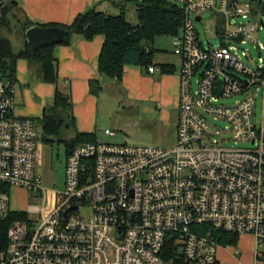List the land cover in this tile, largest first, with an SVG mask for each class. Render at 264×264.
<instances>
[{
	"label": "built area",
	"instance_id": "1",
	"mask_svg": "<svg viewBox=\"0 0 264 264\" xmlns=\"http://www.w3.org/2000/svg\"><path fill=\"white\" fill-rule=\"evenodd\" d=\"M174 3L184 13L171 37L181 59L175 143L78 144L65 155L60 190L47 192L41 182L36 122L15 113V82L0 67V264H171L170 249L173 259L215 264L216 230L251 234L263 261L264 42L255 34L264 30V0ZM205 10L217 14L223 39L207 47L194 26ZM247 41L257 49L253 66L240 47ZM206 115L227 124L212 128ZM230 139L253 146H227ZM14 186L39 193L46 205L12 207Z\"/></svg>",
	"mask_w": 264,
	"mask_h": 264
},
{
	"label": "trees",
	"instance_id": "2",
	"mask_svg": "<svg viewBox=\"0 0 264 264\" xmlns=\"http://www.w3.org/2000/svg\"><path fill=\"white\" fill-rule=\"evenodd\" d=\"M0 3H3L0 16V67L14 80L16 60L24 58L37 65L40 80L55 84L53 101L51 105L44 108L42 116L38 119L42 126L43 141L48 140V138L45 139V135H58L62 127L68 128L74 123L69 89L58 79L57 61L52 53L54 46L62 42L34 49L25 40L23 47L15 50L3 30L10 29V17L17 15L15 12L17 0ZM136 10V23L128 21L122 9L118 14H109L98 10L94 5L78 13L70 24L48 22L38 25L61 26L86 39H92L97 34L103 35L104 41L98 56V72L103 78L121 83L124 65H134L144 70H147L149 65H153L161 73L174 72L173 65L154 62L152 44L158 36L172 37L179 34L184 21L182 9L171 0H140ZM33 25L37 24L25 20L21 24L23 34L25 35L26 29ZM4 61H7L6 64H3ZM101 89V79L89 80L90 92L98 94ZM95 140L97 137L94 132L76 131L65 140V152L68 153L78 144ZM214 234L219 244L224 246L236 245L238 240V234L219 230L214 231ZM165 257L169 258L171 264H188L180 259H173L171 249L167 250ZM262 260L264 261V257Z\"/></svg>",
	"mask_w": 264,
	"mask_h": 264
},
{
	"label": "crops",
	"instance_id": "3",
	"mask_svg": "<svg viewBox=\"0 0 264 264\" xmlns=\"http://www.w3.org/2000/svg\"><path fill=\"white\" fill-rule=\"evenodd\" d=\"M108 2L107 0H17L15 12H19L24 21H32L37 25L48 22L70 24L78 13L98 3L102 5ZM21 33V45L15 50L22 48L25 43L26 37L22 31ZM103 41L104 37L101 34L95 35L92 39H86L80 34L72 33L68 42L56 44L52 50L57 61L58 79L61 84L68 86L70 93L71 112L74 119V123L70 125L72 130L70 137L76 131L96 134L97 124L102 123L101 104L105 101V95L109 92L110 97L118 98V82L103 78L98 72V56ZM156 63L171 64L175 69L172 61ZM154 68L153 72H148L138 66L124 65L121 83L126 88L127 94L131 97L135 96L133 93L136 97L143 94L150 100L158 98L160 94L159 99L163 104L175 103L177 107L179 73H156L159 69L156 66ZM97 78L101 79L102 89L98 94H93L89 90V80ZM14 82L15 113L21 117H32L35 122H38L44 108L51 105L53 101L55 84L40 80L37 65L24 58L16 60ZM40 131L38 130L40 139L43 140L42 126ZM70 137L66 136L65 140ZM239 236H243L242 240L247 238L252 245V250H246L242 256L244 258L250 256L252 264L264 263V261L256 260L254 256V237L248 233L240 234L238 238ZM236 245L220 244L218 246L219 264H226L225 260L228 258H231L230 262L238 261V264H243L238 257L241 255L239 250H232V247Z\"/></svg>",
	"mask_w": 264,
	"mask_h": 264
},
{
	"label": "rangeland",
	"instance_id": "4",
	"mask_svg": "<svg viewBox=\"0 0 264 264\" xmlns=\"http://www.w3.org/2000/svg\"><path fill=\"white\" fill-rule=\"evenodd\" d=\"M8 0H0V2ZM108 4L96 5L98 10H102L109 14H118L121 9L125 13V17L132 23L137 22V4L140 0H107ZM173 3L176 0H171ZM106 2V1H105ZM118 4V6L116 4ZM120 4V7H119ZM121 8V9H120ZM202 19L194 21V26L198 33V38L204 47L210 44L217 45L222 39V36L217 31L218 19L217 14L213 10H205L201 13ZM17 19L19 21H17ZM236 21L243 20L240 16L235 18ZM24 23L21 14L18 12L16 16L10 17V29H4L3 33L10 39L14 49H17L21 44L20 35L22 34V26ZM22 36V35H21ZM257 40L264 42V30H260L255 34ZM254 42L247 41L241 43L240 47L247 49L251 56V60L247 61L250 66H253V61L257 57V49L254 47ZM153 59L155 62L172 61L175 65L174 73L178 74L181 68L180 58L173 52V44L171 36H158L153 44ZM158 70L156 73H159ZM155 73V74H156ZM196 76L192 79L193 87L195 88ZM109 92L105 95V101L101 104V122L97 124L96 137L100 141L108 142H129L139 144H157L165 147L172 146L176 141V125H177V107L175 103L163 104L159 99V94L156 99H148L142 94L140 97L129 96L126 88L122 83H118V98L110 97ZM139 93H137L138 95ZM243 94L236 95L233 98L220 99V103L230 104L236 98ZM255 114L256 121L259 122L260 115V99L255 97ZM209 122L215 124L212 128L223 127L227 124L222 119H213L210 115H206ZM111 128L115 131V135L109 136L104 134V128ZM37 131L41 130V125L36 122ZM71 128L62 127L58 135L47 136L45 139H38L37 151L39 152L38 170L42 184L46 187V191L60 190L63 187L64 181V163H65V137H70ZM41 132V131H40ZM218 139L220 136L217 137ZM227 146L234 147H252L253 145L246 141L234 142L233 139L226 141ZM11 206L19 210H27L34 207L42 208L46 202L42 195L36 192H30L25 188L12 187L10 189ZM45 202V203H44ZM87 212V211H86ZM30 217L39 219V214L36 211L28 212ZM243 236H239L238 243L232 247V250H239L241 255L239 259L243 264L250 263L251 258L243 257L245 251H251V241L242 240ZM220 255V251H219ZM229 257V256H227ZM231 258L225 260L226 264H238V261L230 262ZM258 264V263H257ZM264 264V263H259Z\"/></svg>",
	"mask_w": 264,
	"mask_h": 264
},
{
	"label": "water",
	"instance_id": "5",
	"mask_svg": "<svg viewBox=\"0 0 264 264\" xmlns=\"http://www.w3.org/2000/svg\"><path fill=\"white\" fill-rule=\"evenodd\" d=\"M200 16L196 17L199 20ZM72 32L61 26L42 27L33 25L26 29L25 37L32 48L37 49L54 43H66L70 40ZM238 41V39H236ZM4 61L3 64H6Z\"/></svg>",
	"mask_w": 264,
	"mask_h": 264
}]
</instances>
